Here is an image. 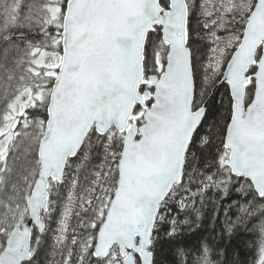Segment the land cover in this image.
<instances>
[{
  "label": "snow or ice",
  "instance_id": "1",
  "mask_svg": "<svg viewBox=\"0 0 264 264\" xmlns=\"http://www.w3.org/2000/svg\"><path fill=\"white\" fill-rule=\"evenodd\" d=\"M0 264H264V0H0Z\"/></svg>",
  "mask_w": 264,
  "mask_h": 264
},
{
  "label": "trees",
  "instance_id": "2",
  "mask_svg": "<svg viewBox=\"0 0 264 264\" xmlns=\"http://www.w3.org/2000/svg\"><path fill=\"white\" fill-rule=\"evenodd\" d=\"M211 195V193H209ZM53 227H55V225L53 224Z\"/></svg>",
  "mask_w": 264,
  "mask_h": 264
}]
</instances>
